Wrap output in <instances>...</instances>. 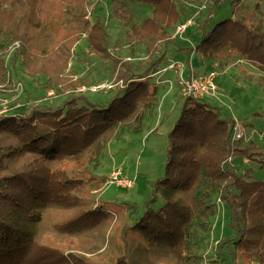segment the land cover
<instances>
[{
	"label": "trees",
	"instance_id": "1",
	"mask_svg": "<svg viewBox=\"0 0 264 264\" xmlns=\"http://www.w3.org/2000/svg\"><path fill=\"white\" fill-rule=\"evenodd\" d=\"M51 1L58 4L57 0ZM51 1L0 0V84H6L8 54L11 64L19 60L31 75L51 74L44 58L32 53L28 46L49 13ZM243 1L230 0L232 16L217 20L203 31L191 52L197 53L200 61L248 59L264 72V11L258 1L246 10ZM134 2L152 7L150 17L140 24L134 23ZM184 3L185 0H110V16L127 27L124 33L129 42L144 44L154 59L162 43L173 41L169 31L185 13ZM72 28L76 33L49 54L53 57L69 53L84 34L89 53L112 60V73L119 63L123 64L115 72L121 85L116 83L112 98L102 105L78 91L54 107L37 104L27 111L0 115V264H36L38 258L42 262L46 258L49 264H87L77 255L37 245L27 224L39 221L38 210L49 204H85L88 165L123 127L138 123L143 108L155 103L156 84L151 74L159 69L164 55L152 67L134 70L132 63H123L110 54L102 20L96 18L90 23L77 19ZM50 40L46 35L39 37L38 43L46 47ZM16 42L19 44L10 51ZM69 54L62 59L63 65ZM69 85L73 89L79 83ZM233 128L232 119L223 117L220 108L207 99L184 98L180 114L167 133L163 174L144 201L143 212L131 225L151 245L178 251L183 264H195L197 231L209 230L216 200L228 206V224L233 231L227 239L231 260L264 264V179L256 177L251 168L237 172L233 166L238 157L264 166V144L233 139ZM110 205L113 203L104 201L83 207L57 228L66 232L89 230L116 213ZM109 264L133 263L119 256Z\"/></svg>",
	"mask_w": 264,
	"mask_h": 264
},
{
	"label": "rangeland",
	"instance_id": "2",
	"mask_svg": "<svg viewBox=\"0 0 264 264\" xmlns=\"http://www.w3.org/2000/svg\"><path fill=\"white\" fill-rule=\"evenodd\" d=\"M57 1L58 4L51 1L50 11L44 21L40 22V29L28 41L32 53L44 58L47 70L51 73L49 76L55 82H49V76L46 75H31L19 60L11 64L8 54L5 57L8 65L6 84H0V102L5 100L7 113L27 111L37 104L54 107L61 104L68 95L78 91L99 105L106 104L112 98L118 82L116 74L123 64L119 63L117 71L112 73L111 59L104 60L89 53L86 35L81 34L82 38L74 43L69 50L70 54L65 52L53 57L49 54L58 49L61 41L76 33L72 26L77 19L90 23H94L96 18L102 20L110 54L123 63H132L134 70L144 71L152 67L161 54L164 59L160 65L165 66L175 59H181L179 54H183L185 58L178 61L181 64L179 67L171 69L177 72L175 84L169 88L159 83L158 79H153L156 84L154 105L143 108L139 113L138 123L132 122L130 128L123 127L119 136L107 143L96 160L88 165L85 174L88 179L84 183L88 189L85 190V204L65 206L53 203L41 207L38 210L39 221L28 223L27 228L34 234L37 245L52 247L63 254L77 255L87 264H109L119 256L133 264H183L178 251L151 245L142 233L131 227L135 218L143 212L144 201L151 196L153 184L164 171L167 133L178 118L186 98L178 84L180 73L187 76L188 72L193 73L194 68L198 74L214 70L217 75V98H208L207 102L220 108L223 117L232 119L233 127L243 133V141L264 144V72L248 59L231 57L229 60L212 61L201 57L200 61L197 53L191 52L193 44L200 39L203 31L209 30L217 20L232 16L230 0H185V13L177 24L186 20H191V24L182 37L174 34L177 27L175 25L169 31L173 41L162 43L154 59L148 55L144 44L127 40L124 33L127 27L110 16V0H85V3L80 0ZM257 1L259 8L264 11V0H244L242 4L248 10ZM131 7L136 24H140L152 13V7L147 3L134 2ZM203 19L204 23L197 25ZM46 35L51 40L46 47H42L38 38ZM67 54L69 58L66 65H63L62 59ZM37 63L39 61L35 64ZM174 78L175 76L173 80ZM74 82L79 85L71 89L69 84ZM118 84L121 85V81ZM233 166L237 172L251 168L256 177L264 179V166L260 167L256 162L238 157L234 159ZM116 168L124 174L135 176V184L131 190L113 185L104 186L107 175ZM104 201L113 203L110 206L116 208V213L107 221L84 232H66L57 228V225L71 219L83 207L88 208ZM216 203L209 230L197 231L195 264H248L245 260L237 259L235 263L231 260L232 250L227 239L233 231L228 224V206L217 200ZM36 264H49V260L45 258L42 262L38 258Z\"/></svg>",
	"mask_w": 264,
	"mask_h": 264
},
{
	"label": "built area",
	"instance_id": "3",
	"mask_svg": "<svg viewBox=\"0 0 264 264\" xmlns=\"http://www.w3.org/2000/svg\"><path fill=\"white\" fill-rule=\"evenodd\" d=\"M191 24V20L183 21L177 24L175 28V35L182 37L186 28ZM19 43L16 42L13 46H17ZM181 64L178 61H171L166 67L162 68V71L167 69H172L173 67H179ZM216 72L214 70L208 71L206 73L189 76H183L181 73L178 78V84L180 91L183 96L190 97L193 99H208V98H217L218 85L216 82ZM159 82V80H157ZM81 88L80 90H83ZM95 89V88H94ZM5 100L0 102V115L9 114L7 113V108L5 106ZM233 139L243 138V133L234 126ZM135 184V176H129L124 174L119 168L113 169L106 177L104 186H116L126 190L133 188Z\"/></svg>",
	"mask_w": 264,
	"mask_h": 264
},
{
	"label": "crops",
	"instance_id": "4",
	"mask_svg": "<svg viewBox=\"0 0 264 264\" xmlns=\"http://www.w3.org/2000/svg\"><path fill=\"white\" fill-rule=\"evenodd\" d=\"M172 38V36H170ZM173 39V38H172ZM193 54V52H192ZM181 56V59H175L174 61H182V58L184 59L185 56L183 54H179ZM185 61V60H183ZM170 63V62H169ZM161 68H159L156 72L152 73V80H159V83H163L162 85H166V87L171 88L173 84H175L174 82L177 81V72L176 70L172 71L171 69H167L165 71H162V68L166 67L165 65H161ZM194 72H197L195 70V68L193 69ZM189 73V72H188ZM186 71L184 73V75H186ZM159 75H164V77H160ZM173 76H175L174 80H173ZM219 83V82H218ZM158 84V83H157ZM168 85V86H167ZM220 86V84H219ZM132 189V188H131ZM130 189V190H131ZM148 193V191L146 192ZM133 198V197H132ZM134 199V198H133ZM135 201V200H133Z\"/></svg>",
	"mask_w": 264,
	"mask_h": 264
}]
</instances>
